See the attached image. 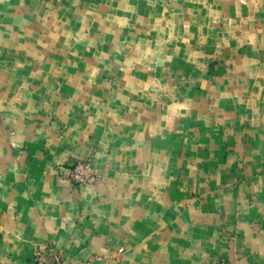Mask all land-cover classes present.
Listing matches in <instances>:
<instances>
[{"label":"crops","instance_id":"0c3cea01","mask_svg":"<svg viewBox=\"0 0 264 264\" xmlns=\"http://www.w3.org/2000/svg\"><path fill=\"white\" fill-rule=\"evenodd\" d=\"M49 245L264 264V0H0V264Z\"/></svg>","mask_w":264,"mask_h":264},{"label":"built area","instance_id":"2783aa9c","mask_svg":"<svg viewBox=\"0 0 264 264\" xmlns=\"http://www.w3.org/2000/svg\"><path fill=\"white\" fill-rule=\"evenodd\" d=\"M69 177L78 186L100 183L102 177L99 170L90 160H76L70 168ZM122 251V250H120ZM35 264H71L55 246L49 245L35 255ZM84 264H94L92 259Z\"/></svg>","mask_w":264,"mask_h":264},{"label":"rangeland","instance_id":"374dc122","mask_svg":"<svg viewBox=\"0 0 264 264\" xmlns=\"http://www.w3.org/2000/svg\"><path fill=\"white\" fill-rule=\"evenodd\" d=\"M94 50H95V48H94ZM151 65L152 64H157L156 62H152V63H150ZM117 65H120V67H119V69H124L126 66V63H117ZM87 160H89V159H87ZM221 262V264H226V261L225 260H222V261H220Z\"/></svg>","mask_w":264,"mask_h":264}]
</instances>
